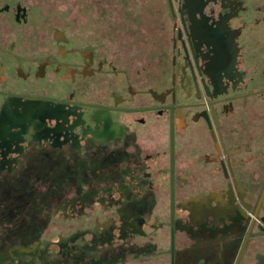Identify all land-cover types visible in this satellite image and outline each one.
Wrapping results in <instances>:
<instances>
[{
  "label": "flooded vegetation",
  "instance_id": "flooded-vegetation-1",
  "mask_svg": "<svg viewBox=\"0 0 264 264\" xmlns=\"http://www.w3.org/2000/svg\"><path fill=\"white\" fill-rule=\"evenodd\" d=\"M164 3L160 58L126 70L1 1L0 178L60 181L0 264H264V0Z\"/></svg>",
  "mask_w": 264,
  "mask_h": 264
},
{
  "label": "rangeland",
  "instance_id": "rangeland-1",
  "mask_svg": "<svg viewBox=\"0 0 264 264\" xmlns=\"http://www.w3.org/2000/svg\"><path fill=\"white\" fill-rule=\"evenodd\" d=\"M20 1L32 10L31 23L27 27L33 33L37 30L50 32L54 27L61 28L76 41L89 43L97 52L105 53L108 58L118 59L119 68L126 70L141 69V62L160 58V53L168 43L166 33L171 21L167 20L164 12L168 11L165 0ZM261 23L264 26V21ZM21 89L33 90L36 86L25 83ZM33 176L24 179L0 178L2 246L10 238H29L34 234L48 236L51 232L52 223L48 217L45 218L46 203L43 198L50 195L52 188L60 180L53 179L50 173L44 172L41 178ZM194 263L195 257L178 259L176 262ZM151 264H167V259L154 258ZM244 264H260V261L251 257Z\"/></svg>",
  "mask_w": 264,
  "mask_h": 264
}]
</instances>
